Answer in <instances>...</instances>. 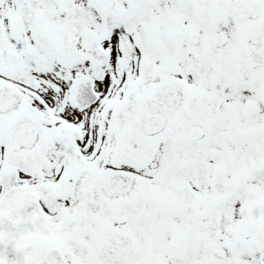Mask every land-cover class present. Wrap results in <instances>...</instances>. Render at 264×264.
Masks as SVG:
<instances>
[{
  "label": "snow or ice",
  "instance_id": "obj_1",
  "mask_svg": "<svg viewBox=\"0 0 264 264\" xmlns=\"http://www.w3.org/2000/svg\"><path fill=\"white\" fill-rule=\"evenodd\" d=\"M0 264H264V0H0Z\"/></svg>",
  "mask_w": 264,
  "mask_h": 264
}]
</instances>
